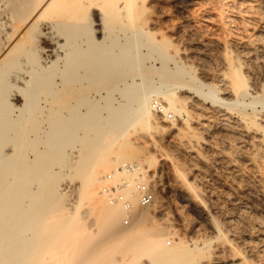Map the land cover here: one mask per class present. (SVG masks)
Segmentation results:
<instances>
[{"label": "bare ground", "instance_id": "bare-ground-1", "mask_svg": "<svg viewBox=\"0 0 264 264\" xmlns=\"http://www.w3.org/2000/svg\"><path fill=\"white\" fill-rule=\"evenodd\" d=\"M229 1L172 0L180 18L171 32L189 37L199 79L166 35L156 37L147 0H0V264H264V88L256 77L259 68L264 74V0H236L239 21L225 35L205 38L208 29L195 28L196 6L230 25ZM211 48L219 50L214 70ZM153 53L160 87L142 72ZM174 86L196 95L178 96ZM152 127L189 160L169 163L163 192L196 207L189 241L172 240L151 213L164 209L156 180L144 207L129 190V209L99 193L102 175L123 161L155 166V154L128 138ZM65 176L76 182L71 204L58 189ZM82 211L93 215L91 226ZM202 222L210 233L197 238Z\"/></svg>", "mask_w": 264, "mask_h": 264}, {"label": "rangeland", "instance_id": "rangeland-1", "mask_svg": "<svg viewBox=\"0 0 264 264\" xmlns=\"http://www.w3.org/2000/svg\"><path fill=\"white\" fill-rule=\"evenodd\" d=\"M235 1L236 0H230L229 3H231L232 5H231V7H229L225 11V13H226L225 15L226 16L228 15L227 17H229V18L231 17V19L233 20L230 23L231 26L229 24L224 26V27L222 25H220L219 22H218V19H215V18H217V17L214 16L215 12L213 10L210 11L211 9L208 8L207 6H199L198 10H197V8H196L197 6H196L195 7L196 13L193 10L194 14L196 15L195 20L197 21L196 24H195L196 26L194 25L195 28L196 29L205 28L206 30L208 29L207 34L205 35L206 36L205 38H208L210 36L212 37L213 34H215V36H216V34H218L219 36L225 35L226 34L225 32H227L228 29H229L228 30L229 32L230 31L232 32V28L233 27H234L233 29L235 30L236 27H237L236 26L237 24H235L234 19L237 20L236 22L239 21V19L237 17H235L236 16L235 14L237 12L236 11L237 10L236 6L233 7L234 4H235ZM155 3H156V0H147V7H149L147 9V15L150 16L151 19L157 20L156 21L157 22V28H159V29L153 28L154 29L153 31L155 32L156 37L160 38L161 34L166 35L172 41V43L174 44L175 49H177V51L179 53V57L183 56L179 60L181 62H183V64H185V65L192 66L193 67V71H194V75L197 76L200 79L199 71L196 69L195 64L193 62V59L191 60V57H190V56H192V54H191V52H192L191 48L192 47L190 48L191 41H190L189 37L186 36V35H183V36H180V37L175 35L176 36L175 37L174 34L171 32L172 25L179 22L180 16H179L178 10L175 7H173L172 0H169L168 2H165V1H162V0H158V2L156 4ZM164 3H166L167 5L164 4ZM157 6H160L161 9L164 10L163 11L164 13H159V10H158ZM2 14L3 13L1 12L0 16ZM1 17L3 18V16H1ZM1 17H0V20L3 21L4 18L2 19ZM154 18H156V19H154ZM90 19L92 21V28L96 32H98V31L100 32V28H99L100 27L99 26L100 25V14H99V12L95 11L94 14H90ZM173 19L175 21H177V22L173 21ZM212 19H214V20H212ZM204 20H207V21H204ZM215 21H216V24H215ZM170 23H172V24L170 25ZM165 25L168 26V27H166ZM151 27H153V26H151ZM226 28H227V30H226ZM219 29H220V31H219ZM221 30H222L223 33H221ZM209 33H211V34L209 35ZM1 34H0V36H2ZM95 34L98 37L101 36V33H95ZM120 35L121 34H119V36ZM141 47L142 48H140L141 50L139 49L138 53L140 55H144L147 52V50H146L147 47H145V46H141ZM140 51H141L142 54L140 53ZM218 52H219V50L216 49V48H211L208 51V56L210 57V59L207 61V65H208L209 68H211V70H214L215 61H217V56L219 55ZM185 55L189 56L190 58L189 57L184 58ZM150 57L153 58V59H149V56H148L146 58V60L148 59V61H145V62L142 61L144 63L143 65H145V68H144V70H142V72L147 73V75L150 77V79L153 78L152 79L153 81H155V80L159 81V78H158L157 74L155 72H153V68H155V67L157 68L158 66H160V61L157 58L155 53H153V55L151 54ZM167 62H169V61H167ZM167 62H166L167 67L170 68V69H173L174 68V62L173 61L170 62V63H167ZM149 65H150V67L151 66L152 67L150 68ZM146 67H148V68H146ZM259 70H261V69L259 68L256 71V73H257L256 77H259V78H257V81L264 88V74L262 73V71H259ZM23 76L25 77L26 73H24ZM186 77L187 76L184 75V78H186ZM140 80L141 79L139 78V76H138V78H137V76H134V82L135 83L140 82ZM152 80H151V82H152ZM157 83H158L157 81H155V84L152 82V85L154 84L153 85L154 87L158 86ZM212 84L217 85L216 82H213ZM84 85H86V84H84ZM159 85H160V83H159ZM158 87H160V86H158ZM171 87H173V86H169V88H171ZM172 90H174V92L178 96H181V97H182V95L183 96L184 95L188 96V94L190 96H195L196 95L193 90H188L186 87H184V88L175 87ZM87 94L88 95L90 94L89 96H94V93L91 90H88ZM118 96L119 95L117 93L114 94V97L116 99H120V97H118ZM261 100L264 101V97ZM246 101H248V99H246L245 102ZM254 106L257 109H259V108L261 109V104L260 103H256V105L254 104ZM245 108L249 109V106H246ZM190 113H191L192 117H196V114L194 112L190 111ZM157 120H158V122H160L162 124H166V122H167V121L166 122L162 121V118H161L160 115L157 116ZM163 131L164 130L160 131L159 129H156V128L154 129L153 127L150 128L149 130H143V129H139V128L138 129H132L130 131V133L128 134V138H130V142L134 146L142 147V149H143L142 150V154L149 155L150 153H152V154H155V157L157 159L158 163L156 162L155 166H153V167H151L149 169V176L151 177V174H153V177H154L153 180H156L157 184H159L156 187L157 194H160L163 197V200H165V201H164V205H163L164 209H162L161 212L155 211V210H153L151 212L152 214H154L153 216L155 217L156 222L161 224V225H164V226L167 225L168 228L170 229V231L174 232V234H173L174 236H173L172 240L175 241V240H178V239H183V240L186 239V241H189L191 238H194L196 236L195 233H191L188 230L189 226H190L189 220L190 221H197L198 220V217H197V214H196V207L193 206V204L191 206V205L187 204L186 202H184L182 200L181 196H180L181 195L180 193H175V192H173V193L172 192L163 193V192L168 190L167 189V186H168L167 183L168 182L166 181L165 177H166V174L171 169V166L169 165V163L171 164V161H173V162H175L177 164H181L182 163V164H186L187 165V164H189V160L186 158V156H184V154L182 152L177 150L173 146V144H171L170 139H169V137L167 135L168 133L166 131H164V132ZM179 136H178V139L180 141H184L185 140V137L183 135H179ZM153 142L156 143V145H157V147L159 149V152H154L150 148L151 146H149V145H151ZM67 152L71 153L69 150H67ZM207 154H209V153L205 152V155H207ZM162 158H164V159H162ZM63 171H65V170H63ZM206 179H209V178L206 177ZM75 183H76L75 180L72 179V178H69L68 176H65L59 182L60 186H59L58 189L59 190L61 189L60 191H63L66 194V195L64 194L65 203L67 202L66 204H68V203L71 204L72 202L74 203V201L76 200V195H75V191H74V186H75L74 184ZM159 190H160V192H159ZM67 206H69V205H67ZM85 206H86L85 204H82L80 209L82 210L83 207L85 208ZM150 210H152V207L150 208ZM154 212H156V213H154ZM83 214H84V212L82 211L81 215H83ZM93 218H94L93 215H90V214H84L83 215V219H84L85 223L88 224L89 226H91V222H92ZM157 219H158V221H157ZM202 228H203V230H201L200 234L197 235L198 236L197 238L202 237L203 233H204V236H207L208 233H210V231L208 230L206 225H204L203 222H202ZM172 240H171L170 236H168L167 240H166V243H169V241H172ZM114 256H116L117 258H119V257L122 258V254H120V253H114ZM144 258H146V257H144ZM125 261H127V259H125L123 262H125ZM222 263L223 262L220 261L218 264H222ZM229 263L230 264H236L235 262L234 263L229 262ZM229 263L226 262L225 264H229Z\"/></svg>", "mask_w": 264, "mask_h": 264}, {"label": "built area", "instance_id": "built-area-1", "mask_svg": "<svg viewBox=\"0 0 264 264\" xmlns=\"http://www.w3.org/2000/svg\"><path fill=\"white\" fill-rule=\"evenodd\" d=\"M154 111L158 115L164 112L159 104L154 106ZM167 118H170L167 113ZM117 174L114 177L113 174ZM128 175L130 178H125ZM149 171L143 164L137 161H123L115 167L112 173H105L101 177L99 193L110 205H120L124 209L130 208V202L124 193L129 190L131 195L136 197L137 205L140 207L148 206L154 201L153 174L148 176Z\"/></svg>", "mask_w": 264, "mask_h": 264}]
</instances>
